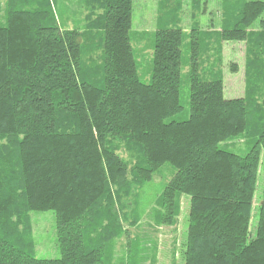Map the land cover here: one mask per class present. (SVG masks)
Wrapping results in <instances>:
<instances>
[{
  "label": "trees",
  "instance_id": "16d2710c",
  "mask_svg": "<svg viewBox=\"0 0 264 264\" xmlns=\"http://www.w3.org/2000/svg\"><path fill=\"white\" fill-rule=\"evenodd\" d=\"M134 1L81 0L85 24L63 29L58 0H5L0 264H110L113 241L138 223V190L164 165L174 174L156 201L155 222L173 223L181 196L188 198L183 264H264V179L250 230L264 153V93L256 97L264 85V20L249 31L264 2H238L213 33L160 22L143 82L130 43ZM212 41L246 45L252 85L244 97L226 99L218 72L200 75L199 57ZM238 137L248 143L244 152L222 146ZM48 211L60 256L39 259L30 213Z\"/></svg>",
  "mask_w": 264,
  "mask_h": 264
},
{
  "label": "rangeland",
  "instance_id": "374dc122",
  "mask_svg": "<svg viewBox=\"0 0 264 264\" xmlns=\"http://www.w3.org/2000/svg\"><path fill=\"white\" fill-rule=\"evenodd\" d=\"M240 1L242 0H135L130 43L141 80L148 82L151 76L153 36L160 22H165L169 26L176 21L175 26L186 34L193 28H197L200 33H213L220 31L227 14L232 16ZM252 1L264 2V0ZM4 4L5 0H0V24L4 19ZM81 4V0H58L57 18L63 29L82 28L85 24L84 18L89 11ZM262 20H264V12L251 25L249 31L260 30ZM187 44L188 41L185 40L182 47L184 63L190 54ZM218 47L214 41L208 44L207 54L199 57L201 66L199 65L198 71L202 77L218 72L223 81L224 97L226 99L242 98L252 85L248 84L245 75L246 45L242 42L230 41L223 42L219 47L220 50ZM189 71V68L185 66L181 70L183 81L180 99L185 107L189 94ZM258 86L259 91L256 97L259 100L264 93V85ZM247 144L244 137H238L222 146L241 153L246 150ZM119 154L128 161V155L123 152ZM260 164L256 193L252 203L251 232L254 231L257 219L256 213L264 179L263 152L260 156ZM173 174L174 170L169 165H164L153 174L152 181L138 190L135 208L138 223L136 226L127 228L129 237L122 236L113 241L110 264H183V243L188 225V198L181 196L180 211L173 223L157 225L155 222L156 201ZM30 221L36 257L59 258L55 214L51 211L31 212ZM130 255L131 258L134 256L133 262Z\"/></svg>",
  "mask_w": 264,
  "mask_h": 264
}]
</instances>
